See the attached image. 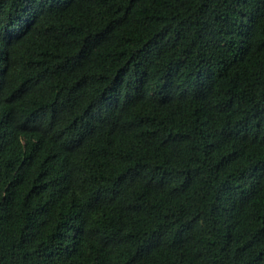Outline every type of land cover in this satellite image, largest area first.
Returning a JSON list of instances; mask_svg holds the SVG:
<instances>
[{"label":"trees","instance_id":"trees-1","mask_svg":"<svg viewBox=\"0 0 264 264\" xmlns=\"http://www.w3.org/2000/svg\"><path fill=\"white\" fill-rule=\"evenodd\" d=\"M0 264H264V0H0Z\"/></svg>","mask_w":264,"mask_h":264}]
</instances>
